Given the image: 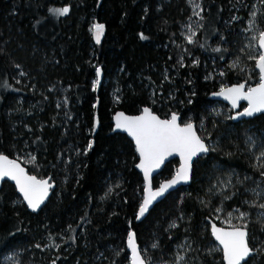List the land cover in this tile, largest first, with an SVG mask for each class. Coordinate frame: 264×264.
<instances>
[{
    "label": "trees",
    "instance_id": "obj_1",
    "mask_svg": "<svg viewBox=\"0 0 264 264\" xmlns=\"http://www.w3.org/2000/svg\"><path fill=\"white\" fill-rule=\"evenodd\" d=\"M195 4L198 17L190 0H0V154L54 183L36 213L2 183L0 264H130L129 231L146 264H177L179 256L180 264H223L208 221L227 228L229 213L233 224L247 223L250 247L261 250L244 264H264V209L250 206L264 203V114L234 121L214 95L259 80V53L244 44L252 16L264 31V0ZM64 7L65 16L50 11ZM96 23L104 25L99 44L90 31ZM145 107L194 123L209 151L194 162L189 186L137 222L138 156L112 117ZM177 165L169 161L154 187Z\"/></svg>",
    "mask_w": 264,
    "mask_h": 264
},
{
    "label": "snow or ice",
    "instance_id": "obj_2",
    "mask_svg": "<svg viewBox=\"0 0 264 264\" xmlns=\"http://www.w3.org/2000/svg\"><path fill=\"white\" fill-rule=\"evenodd\" d=\"M190 3L194 5V15L200 16L199 5L195 4V0H190ZM50 11L55 16L60 17L67 15L69 8L50 9ZM90 31H92L96 43L99 44L104 33V25L96 23ZM194 36L195 32L190 30V34L185 37L188 44L195 42ZM141 39H146V37L141 35ZM253 39L258 41L260 49L258 58L252 57L256 61L255 67L259 70V83L255 87L247 88L244 83L232 87H221L219 92L214 94L223 97L234 109L239 106L241 100L247 101V107L243 112L238 113V116H253L256 113H264V31H261L258 37L254 36ZM214 51L218 52L220 49L217 48ZM100 76L101 70L97 68V79L92 84L93 92L97 90L100 84ZM3 86L6 87L7 85ZM230 118L236 119L237 117ZM178 121L179 117L175 113L171 114L168 119H161L147 107L138 116H126L122 112L115 116V130L126 132L135 142L136 152L139 154L137 167L144 176V196L137 219L143 217L153 201L163 196L169 189L182 182L187 183L191 175L193 158L209 151V147L197 134L193 123L189 122L182 125ZM92 146V143L89 142L87 150H91ZM85 154L87 153L85 152ZM172 156L180 158L179 168L169 181L162 183L158 189L154 190L153 172ZM261 156H264V153H261ZM32 160L34 161L35 157H32ZM261 175L264 176V173ZM5 178L15 182L16 189L33 212L40 209L49 195V190L53 187L50 178L38 179L35 175H29L16 160L0 154V181ZM108 191L110 193L112 190L109 189ZM250 206L264 209V203H252ZM237 212L239 215L236 218L242 222L246 221L248 214L239 212L238 209ZM261 214L264 215V213ZM232 220L233 216L229 213L224 221L228 227L226 229L219 228L213 224L211 232L219 244L217 250L223 253L225 264H242L254 252L261 250L250 247L247 223L233 224ZM175 226L172 225V227ZM50 246L59 247V245ZM152 247L155 248L157 245L153 244ZM127 248L131 253V264H146L142 250L138 247L136 234L132 231H129L127 235ZM183 260L184 256H179L177 264Z\"/></svg>",
    "mask_w": 264,
    "mask_h": 264
},
{
    "label": "water",
    "instance_id": "obj_3",
    "mask_svg": "<svg viewBox=\"0 0 264 264\" xmlns=\"http://www.w3.org/2000/svg\"><path fill=\"white\" fill-rule=\"evenodd\" d=\"M257 46H258V41H257ZM258 49H259V47H258ZM259 51H260V49H259ZM257 69V68H256ZM257 71H258V75H259V70L257 69ZM258 83H259V81H258ZM235 85H238V84H233V85H230V86H227V87H232V86H235ZM256 86V85H255ZM255 86H253V87H255ZM216 99L217 100H219L220 102H222V103H224L225 105H227V106H229L230 107V109H232L233 111H237L238 110V107L240 106V105H242V104H244L245 105V108L247 107V101H243V100H241L240 102H239V106L237 107V108H232V106H231V104L228 102V101H226V100H224L223 99V97H221V96H217L216 95ZM244 108V109H245ZM144 109V108H143ZM143 109L141 110V112L139 113V114H137V115H127V114H125L124 112H122V111H117V112H115V114L113 115V117H112V129H113V131L114 132H116V133H121V134H124V135H126V137L133 143V146L135 147V142H134V140L130 137V136H128V134L126 133V132H123V131H120V130H115V116L117 115V114H119V113H124L126 116H138V115H141L142 114V111H143ZM150 109V108H149ZM151 110V109H150ZM241 112H243V110L241 111ZM238 113H240V112H238ZM238 113H236V115L234 116V117H237L236 118V120H239V119H248V118H253V117H256V116H259V115H261V114H264V113H256V114H254L253 116H238ZM155 114V113H154ZM156 115V114H155ZM158 116V115H157ZM171 116V115H170ZM159 117V116H158ZM179 117V116H178ZM170 118V117H169ZM161 119H163V118H161ZM179 123H180V121H178ZM194 124V123H193ZM194 126H195V124H194ZM196 128V127H195ZM198 134V133H197ZM206 144V143H205ZM135 150H136V147H135ZM137 153V152H136ZM208 153V152H207ZM207 153H201V154H199L197 157H194L193 158V161H192V169H193V164H194V162L199 158V157H201V156H203V155H206ZM3 155V154H2ZM137 156H138V161H137V163H136V165H135V168H136V170L141 174V176H142V180H143V185L145 184V182H144V176H143V172L137 167V164L139 163V154L137 153ZM9 159H12V158H10V157H8ZM173 159H176L177 160V163H178V165H177V168H176V170L179 168V166H180V158L178 157V156H172V157H169L168 159H166L165 161H164V163L160 166V168L159 169H156L154 172H153V174H152V184H153V179H154V177H156L162 170H163V168H164V166L169 162V161H171V160H173ZM12 160H16V159H12ZM18 163H20V165H21V167H23L24 169H25V171L29 174V175H33V174H30L28 171H27V169H26V167L25 166H23V164L20 162V161H18V160H16ZM176 170H175V172H176ZM175 172H174V174L169 178V179H166V180H163V181H161L160 183H159V185H157L156 187H154V185H153V189L154 190H156V189H158L159 188V186L162 184V183H165V182H167V181H169L174 175H175ZM38 178V177H37ZM38 179H40V178H38ZM43 179H49V178H43ZM191 180H192V170H191V175H190V179H189V181L187 182V183H180V184H177V185H175L173 188H171V189H169L163 196H161V197H159V198H157L155 201H153V203L150 205V207H149V209H148V211L145 213V215L143 216V217H140L139 219H137V215H138V211H137V214H136V221L137 222H140V221H142L146 216H147V214L149 213V211L152 209V207L155 205V204H157V203H159L167 194H169V193H171V192H173V191H175V190H177V189H179L180 187H187V186H189L190 185V183H191ZM9 182L11 185H13L14 186V188H15V190H16V192H17V194H18V196L21 198V200H22V203L26 206V208L28 209V211H30V212H32V213H36V212H38V210L36 211V212H33L30 208H28V206H27V203L23 200V196L19 193V191L16 189V185H15V182L14 181H11V180H8L7 178H5L3 181H0V187H1V185H2V183L3 182ZM50 183L53 185V187L49 190V195H48V197H47V199L44 201V203L41 205V207L47 202V200H48V198L50 197V195H51V190L54 188V183H52L51 182V180H50ZM143 196H144V187H143V195H142V200H141V203H142V201H143ZM141 205V204H140ZM41 207H40V209H41ZM139 210V209H138ZM208 224H209V232H210V234H211V238L213 239V241L219 246V244H218V242L215 240V238L212 236V232H211V229H212V225L213 224H215L213 221H208ZM216 225V224H215ZM216 227H219V228H225V227H220V226H218V225H216ZM226 229V228H225ZM126 249H127V251H128V253H129V258H130V264H131V253H130V250L127 248V243H126ZM221 255H222V262H223V264H225V262H224V260H223V253H222V251H221ZM253 255H254V253H253ZM252 255V256H253ZM251 257V256H250ZM246 262V261H245ZM245 262H242V264H244Z\"/></svg>",
    "mask_w": 264,
    "mask_h": 264
},
{
    "label": "rangeland",
    "instance_id": "obj_4",
    "mask_svg": "<svg viewBox=\"0 0 264 264\" xmlns=\"http://www.w3.org/2000/svg\"><path fill=\"white\" fill-rule=\"evenodd\" d=\"M196 17H198V16H196ZM195 24H193V26H194ZM192 32H193V30H192ZM249 33V34H247L246 35V43L244 44L245 45V47H246V49L247 50H252V51H250V52H253L254 54L255 53H260V51H259V49H258V46H257V40H254L253 39V37L255 36V37H258V35H259V31H258V29H257V26H256V24H255V19H254V16H252V18L250 19V21L249 22H247V30H246V33ZM190 34V31L188 30V28H187V30H186V32H185V34H184V36L186 37L187 35H189ZM94 42L96 43V41H95V39H94ZM257 70V69H256ZM213 72V71H212ZM258 72V71H257ZM259 76V75H258ZM226 86H228V85H223L222 87H226ZM219 101V100H218ZM220 102V101H219ZM222 103V102H221ZM224 104V103H223ZM230 109V108H229ZM221 111H222V109H219V112L221 113ZM264 153V152H263ZM8 157V156H7ZM17 160V159H16ZM233 218H235L234 216H233Z\"/></svg>",
    "mask_w": 264,
    "mask_h": 264
},
{
    "label": "flooded vegetation",
    "instance_id": "obj_5",
    "mask_svg": "<svg viewBox=\"0 0 264 264\" xmlns=\"http://www.w3.org/2000/svg\"><path fill=\"white\" fill-rule=\"evenodd\" d=\"M259 81V80H258ZM258 81H257V83L256 84H254V85H250V86H246V88L247 87H253V86H255V85H257L258 84ZM237 84H240V83H237ZM233 85V84H232ZM228 86H230V85H228ZM227 87V86H226ZM229 107V106H228ZM230 108V107H229ZM244 108H245V105L244 104H242V105H240L239 107H238V110L237 111H233L232 109V111L234 112V114H233V117L236 115V113H238V112H241L242 110H244ZM168 119V118H167ZM234 121H239V120H242V119H239V120H236V119H233Z\"/></svg>",
    "mask_w": 264,
    "mask_h": 264
},
{
    "label": "bare ground",
    "instance_id": "obj_6",
    "mask_svg": "<svg viewBox=\"0 0 264 264\" xmlns=\"http://www.w3.org/2000/svg\"><path fill=\"white\" fill-rule=\"evenodd\" d=\"M27 169V168H26ZM28 171V170H27Z\"/></svg>",
    "mask_w": 264,
    "mask_h": 264
}]
</instances>
